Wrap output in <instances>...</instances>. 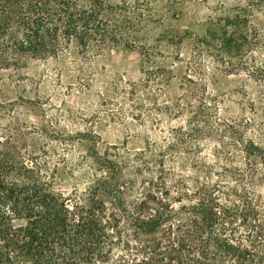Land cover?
I'll list each match as a JSON object with an SVG mask.
<instances>
[{"label": "trees", "instance_id": "trees-1", "mask_svg": "<svg viewBox=\"0 0 264 264\" xmlns=\"http://www.w3.org/2000/svg\"><path fill=\"white\" fill-rule=\"evenodd\" d=\"M196 2L205 0H0V74L115 46L138 53L144 87L164 88L172 73L160 44L176 46L171 22ZM200 28L184 78L194 95L205 89L206 60L222 76H264L254 65L264 56V0L219 4ZM196 99L165 146L145 141L128 158L91 148L78 163L89 167L81 186L59 168L64 157L52 162L53 126L0 122V264H264V203L255 194L264 147L230 124L232 143L221 144L211 109ZM157 111L178 118L188 109L176 100ZM201 141L221 151L202 158ZM62 181L75 185L64 192Z\"/></svg>", "mask_w": 264, "mask_h": 264}, {"label": "rangeland", "instance_id": "rangeland-1", "mask_svg": "<svg viewBox=\"0 0 264 264\" xmlns=\"http://www.w3.org/2000/svg\"><path fill=\"white\" fill-rule=\"evenodd\" d=\"M235 1L196 2L187 5L180 20L171 22L176 46L160 44L165 55L160 62L172 73L168 86L161 88L153 82L144 87L135 50L106 46L101 50L91 49L86 58L72 51L57 58L33 61L16 72L3 71L0 122L53 126L58 134L57 142L48 148L52 162L55 163V157H64L66 163L59 168L62 172L72 170L79 186L85 182L82 174L89 167L78 163L88 151L94 148L102 154L113 152L116 147L121 156L128 158L140 151L145 141L165 146L171 129L184 127L189 111L199 104L197 96L211 109L209 123L221 144L232 143L233 137L225 133V125L230 124L243 140L264 147V76L253 78L246 72L222 76L206 60L203 65L207 76L202 93L194 95V86L184 79L196 35L202 34L201 24L213 7L219 4L229 7ZM252 62L247 60L249 68ZM254 65L264 74V56H256ZM193 81L200 82L199 78ZM82 85L88 87L80 88ZM132 89L134 97L130 93ZM176 100L188 109L184 115L168 118L157 111L162 104ZM218 144L201 141L200 156L211 160L215 150L221 151ZM73 185V181H62L56 188L67 192ZM255 194L264 203V181L256 186ZM109 264H116L115 259Z\"/></svg>", "mask_w": 264, "mask_h": 264}]
</instances>
